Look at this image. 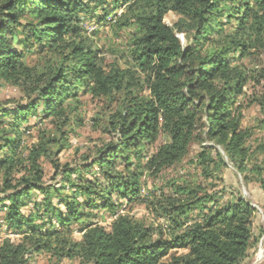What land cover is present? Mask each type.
I'll list each match as a JSON object with an SVG mask.
<instances>
[{"label": "trees", "instance_id": "obj_1", "mask_svg": "<svg viewBox=\"0 0 264 264\" xmlns=\"http://www.w3.org/2000/svg\"><path fill=\"white\" fill-rule=\"evenodd\" d=\"M96 8L102 23L122 8L108 24L130 29L123 64L105 60L80 23ZM168 12L178 16L171 26ZM263 49L264 0H0V80L22 93L0 104V219L18 235L0 239V264H28L30 253L52 264H248L259 237L255 209L242 197L221 201L194 177L140 191L142 176L178 165L192 143L200 150L191 163L204 177L219 173L224 157L244 179L264 173V136L252 148L254 131L242 125L253 104L264 133V71L237 63ZM250 80L260 89L246 96ZM81 96L115 103L107 119L114 139L72 166L58 154L69 101ZM30 117L47 124L24 146L21 123ZM135 204L153 220L126 212ZM87 209L115 218L105 227L87 219Z\"/></svg>", "mask_w": 264, "mask_h": 264}, {"label": "rangeland", "instance_id": "obj_2", "mask_svg": "<svg viewBox=\"0 0 264 264\" xmlns=\"http://www.w3.org/2000/svg\"><path fill=\"white\" fill-rule=\"evenodd\" d=\"M109 3L107 9L111 10L114 8V4L112 1H109ZM95 11V16H81L80 23L85 27L86 33L93 41V44L101 49V55L105 60H115L120 64H123L124 58L121 57V53L126 49L130 29L122 28L119 31H115L112 25L108 24V22H113L115 16L122 12V8L112 10L111 14L106 17V22L104 23L98 22L97 20L98 17L104 15L105 12L101 11L99 8H96ZM108 18H111L112 20L109 21ZM177 18L178 16L175 13L168 12L164 16V22L171 26ZM177 37L182 44L187 42L183 34L177 33ZM29 60L34 61L35 56L30 55ZM237 63L253 75H256L259 71H264V49L255 52L250 56L239 59ZM259 89V84L250 80L244 87L245 95L250 96ZM21 98L22 93L17 87L0 80V104H3L2 106H11L13 103L10 101H19ZM243 99L244 96L241 101ZM69 103L73 105L74 111L71 114V121L67 127L66 146H64L58 154V159L61 163L66 162L75 166L84 163V160L82 159L84 155H87L90 158L94 157L97 148L102 146L103 143L114 139L113 134L109 132L107 119L108 115L116 109V106L115 103H111L104 98L94 99L88 96L79 97V102L77 103L72 101H69ZM242 113V125L244 127L252 128L254 131V134L248 140V145L254 148L256 141L264 136V133L255 127L259 117L258 108L257 106L250 104L243 109ZM39 124L46 125L47 122L42 120L37 121L33 117H30L27 122L21 123L24 146H30L37 141L38 130L40 128ZM162 141H164V139L160 137L158 142ZM204 144L212 145L213 143L206 141ZM199 150V144L192 143L186 156L178 165L163 169L157 177L142 176L140 193L145 194L147 190H158L159 188L166 191L168 189V180L178 177H194L197 179V183L204 185L210 193H216L218 196H221V201L232 199L236 196L242 197L255 209L254 234L259 237L255 247L250 250L248 264H264V173H262L261 176H255L253 173L249 172L247 173V178L244 179V176L240 174L234 165L224 157L226 165L220 168L219 173H213V176L204 177L203 174L200 173V168L195 167L191 163ZM260 159L261 156H259V160ZM44 167L47 176H50L52 173L51 166L46 163ZM119 169H122V167H119ZM96 170V168L93 169L94 172H96ZM87 177H89L88 174ZM79 200L82 201L84 199L79 198ZM125 205L126 203H124V206ZM62 209L64 210V208ZM87 211L91 213L87 219L96 221L98 224L105 227H108L111 220L115 218L114 214L101 209H87ZM126 212L138 219H144L147 222L153 220L152 215L142 204L132 205L130 208H126ZM2 216L3 212L0 211L1 219ZM1 219L0 239L4 237H10L11 239L17 238V234H14L12 231L5 228L4 222ZM159 221L165 223L163 220ZM54 226L58 227V224L54 223ZM78 227L79 225L72 226L74 233L73 237L75 239H79L81 236V232H77ZM26 257L28 264H52L55 261L54 259L49 258L45 253H30L27 254ZM71 263L72 262L67 260L58 262V264Z\"/></svg>", "mask_w": 264, "mask_h": 264}, {"label": "built area", "instance_id": "obj_3", "mask_svg": "<svg viewBox=\"0 0 264 264\" xmlns=\"http://www.w3.org/2000/svg\"><path fill=\"white\" fill-rule=\"evenodd\" d=\"M108 19H109V21L112 20L111 18H108Z\"/></svg>", "mask_w": 264, "mask_h": 264}, {"label": "bare ground", "instance_id": "obj_4", "mask_svg": "<svg viewBox=\"0 0 264 264\" xmlns=\"http://www.w3.org/2000/svg\"><path fill=\"white\" fill-rule=\"evenodd\" d=\"M260 250V249H259Z\"/></svg>", "mask_w": 264, "mask_h": 264}]
</instances>
